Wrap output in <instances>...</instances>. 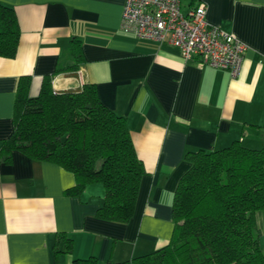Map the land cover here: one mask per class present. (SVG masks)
<instances>
[{"label": "crops", "instance_id": "crops-1", "mask_svg": "<svg viewBox=\"0 0 264 264\" xmlns=\"http://www.w3.org/2000/svg\"><path fill=\"white\" fill-rule=\"evenodd\" d=\"M205 3L211 24L246 49L238 74L182 58L167 39L121 28L124 0H0L14 11V54L0 55V142L13 129L18 78L38 94L49 76L54 92L92 83L100 100L124 116L143 166L134 210L126 221L96 215L101 182L79 190L73 174L13 150L0 158V264H71L73 257L123 260L166 244L173 230V192L188 168V151L239 140L264 144V0H181L182 11ZM79 42L80 56L70 48ZM264 250V211L257 216ZM69 252H55L62 237Z\"/></svg>", "mask_w": 264, "mask_h": 264}, {"label": "trees", "instance_id": "trees-1", "mask_svg": "<svg viewBox=\"0 0 264 264\" xmlns=\"http://www.w3.org/2000/svg\"><path fill=\"white\" fill-rule=\"evenodd\" d=\"M17 38L14 11L0 3L1 56L14 54ZM70 48L80 56L77 39ZM28 88L29 78L19 77L13 129L0 142V158L9 161L19 150L54 162L73 174L71 191L101 182L103 202L96 215L128 220L144 170L124 116L100 100L92 83L54 92L45 76L37 95L30 96ZM185 157L189 166L173 192L174 225L166 244L123 260L73 257L71 264H264L257 223L264 211V144L247 146L236 139L219 148L188 151ZM70 241L62 237L55 252H69Z\"/></svg>", "mask_w": 264, "mask_h": 264}, {"label": "built area", "instance_id": "built-area-1", "mask_svg": "<svg viewBox=\"0 0 264 264\" xmlns=\"http://www.w3.org/2000/svg\"><path fill=\"white\" fill-rule=\"evenodd\" d=\"M205 3L182 11L181 0H124L121 28L137 37L167 39L182 58L197 57L199 65L238 74L246 45L233 33L211 24L205 17Z\"/></svg>", "mask_w": 264, "mask_h": 264}]
</instances>
